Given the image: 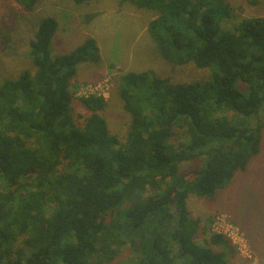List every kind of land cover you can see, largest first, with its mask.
I'll list each match as a JSON object with an SVG mask.
<instances>
[{
  "label": "trees",
  "instance_id": "1",
  "mask_svg": "<svg viewBox=\"0 0 264 264\" xmlns=\"http://www.w3.org/2000/svg\"><path fill=\"white\" fill-rule=\"evenodd\" d=\"M14 1L31 11L41 0ZM117 1L152 11L161 57L207 78L123 74L129 123L118 135L104 96L71 89L78 68L99 61L97 41L56 55L58 23L42 18L28 41L32 69L0 80V264H114L125 247L135 264H230L228 239L191 202L214 197L261 152L264 17L239 15L234 0Z\"/></svg>",
  "mask_w": 264,
  "mask_h": 264
},
{
  "label": "rangeland",
  "instance_id": "2",
  "mask_svg": "<svg viewBox=\"0 0 264 264\" xmlns=\"http://www.w3.org/2000/svg\"><path fill=\"white\" fill-rule=\"evenodd\" d=\"M233 5L241 16L264 17V0L256 6L234 0ZM46 16H53L58 23L52 40V50L56 55L72 51L89 37L97 41L99 61L82 64L71 89L76 97L92 93L104 96L109 102L106 116L111 130L118 135L125 134L129 123V116L118 98L119 80L123 74L153 70L178 82L207 78L208 72L193 63L172 66L161 57L148 32V23L155 16L150 10L121 4L117 0H94L83 4H75L71 0H41L28 11L14 0H0V80L32 69L27 54L28 41ZM74 108L75 116L87 115L79 103L76 102ZM198 163L200 161L185 163L183 169ZM191 207L194 213L203 216V222L212 218L211 229L219 216L226 217L224 228L233 226L232 233H228L236 242L224 234L229 241L230 264H264V241L261 245L263 250H258L256 242L252 244L244 229L248 228L249 233L258 232L264 239V136L260 154L245 171L238 172L214 197L195 198ZM198 236L202 242L203 236ZM135 263L133 252L125 247L114 264Z\"/></svg>",
  "mask_w": 264,
  "mask_h": 264
},
{
  "label": "built area",
  "instance_id": "3",
  "mask_svg": "<svg viewBox=\"0 0 264 264\" xmlns=\"http://www.w3.org/2000/svg\"><path fill=\"white\" fill-rule=\"evenodd\" d=\"M92 94H94V93H92ZM225 219H226V217H224V216L217 217L216 220L213 223L212 230L214 232L222 234V235L227 234V236L231 237L233 239V241L236 242L235 239H234V236H232V234L228 233V231L232 230L233 226L231 227V229H229V226L224 228V224L223 223L225 222ZM231 233H232V231H231Z\"/></svg>",
  "mask_w": 264,
  "mask_h": 264
},
{
  "label": "crops",
  "instance_id": "4",
  "mask_svg": "<svg viewBox=\"0 0 264 264\" xmlns=\"http://www.w3.org/2000/svg\"><path fill=\"white\" fill-rule=\"evenodd\" d=\"M244 229L247 231L248 230V228H245L244 227ZM248 232V231H247ZM248 234V236H249V238H250V241L252 242V244H254L255 242H256V244L255 245H257L258 247H257V249L259 250V249H262L263 250V248H262V244H263V238L261 237V234H258V232L257 233H247Z\"/></svg>",
  "mask_w": 264,
  "mask_h": 264
}]
</instances>
